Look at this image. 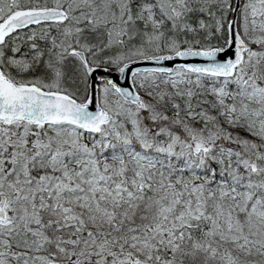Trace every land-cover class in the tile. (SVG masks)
Instances as JSON below:
<instances>
[{
    "label": "snow or ice",
    "instance_id": "6c2138e0",
    "mask_svg": "<svg viewBox=\"0 0 264 264\" xmlns=\"http://www.w3.org/2000/svg\"><path fill=\"white\" fill-rule=\"evenodd\" d=\"M0 264H264V0H0Z\"/></svg>",
    "mask_w": 264,
    "mask_h": 264
}]
</instances>
